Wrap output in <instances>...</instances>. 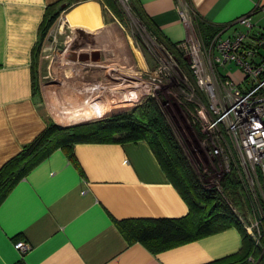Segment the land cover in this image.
I'll return each instance as SVG.
<instances>
[{
	"label": "crops",
	"instance_id": "crops-1",
	"mask_svg": "<svg viewBox=\"0 0 264 264\" xmlns=\"http://www.w3.org/2000/svg\"><path fill=\"white\" fill-rule=\"evenodd\" d=\"M69 1L0 0V169L49 120L61 121L55 116V106V114L51 112L49 99L57 96V103L64 102L65 94L45 86L35 59L40 28L50 7ZM135 2L159 34L173 43L187 40L195 30V20L208 43L215 32L217 38L246 32V25L237 21L246 15L264 31V0ZM73 3L78 6L62 14L65 22L56 29L58 41L64 39L65 44L60 52H66L69 59L61 65L60 54L54 74L58 81H73L67 85L69 104L87 98L96 105L97 99L92 98L104 87L103 91L116 92L113 105L123 100L112 113L125 109L128 94L122 98L117 91L136 69L146 71L143 53L105 4L99 0ZM181 11L190 15L192 26L182 19ZM66 26L69 34L65 37ZM48 48L52 47L44 50ZM189 212L187 201L147 141L79 142L73 147V157L63 148L48 155L1 203L0 264H206L240 251L242 234L234 226L155 253L142 242L129 243L116 223L128 218L182 217ZM19 241L29 243L30 250L17 249Z\"/></svg>",
	"mask_w": 264,
	"mask_h": 264
},
{
	"label": "trees",
	"instance_id": "trees-1",
	"mask_svg": "<svg viewBox=\"0 0 264 264\" xmlns=\"http://www.w3.org/2000/svg\"><path fill=\"white\" fill-rule=\"evenodd\" d=\"M73 1L75 0H70L62 7L57 8V5L50 7L47 19L40 28V41ZM102 2L122 23L128 24L123 16L125 10L120 7L119 0H102ZM128 7L172 54L178 65L188 69L189 64L179 49L181 42H169L161 36L150 24L135 0H130ZM105 140L147 141L168 178L190 207V212L182 217L116 220L118 228L129 243L142 242L156 253L175 244L196 240L234 226L242 234L243 244L240 251L206 264H264V244L257 245L254 238L246 233L244 224L232 207L226 203L219 188L207 189L201 184L154 97L148 98L130 111L95 121L62 126L49 120L48 126L0 169V205L27 174L56 149H66L70 157H73V147L76 143ZM220 180L226 193L240 197V191L244 189V185L235 168L225 172ZM233 200L234 203L238 202L237 199ZM251 256L255 261L250 260Z\"/></svg>",
	"mask_w": 264,
	"mask_h": 264
},
{
	"label": "rangeland",
	"instance_id": "rangeland-1",
	"mask_svg": "<svg viewBox=\"0 0 264 264\" xmlns=\"http://www.w3.org/2000/svg\"><path fill=\"white\" fill-rule=\"evenodd\" d=\"M99 2L102 1L99 0ZM129 3L130 0H119L120 7L125 10L123 16L125 21L128 23L125 26L129 30L130 35L133 36L136 46L140 47V50L142 51L148 66L146 71L141 70L140 72H138L139 70L136 69L137 72L134 75L128 77L127 81L125 80V82H122L120 86L122 87V90L117 89V93L119 95H122V98L125 97L127 91H136L138 92V94L143 93L142 97L140 96L141 103H139L138 105L142 104L150 97H154L156 99V102L160 106L168 124L170 125L185 155L187 156L193 169L195 170V173L198 176L201 184L207 189H220L224 199L226 200V203H228L238 215V217L244 224L246 233H248L245 225H250L251 223L255 222L256 216L262 215V212L256 205V199L254 198L250 185L245 178H242V174L237 169V167L233 166L235 167L236 172L240 175L241 181L244 185V189L240 191V197H235V195L230 196L223 190L220 179L225 172L231 170L232 166H230V164L232 162H230V160H236V158H233V147L227 135L224 134V136H221L218 140L216 136L218 130L211 131L204 128V122L199 115V111L204 109L206 114L208 115L207 117L211 118L212 110L210 103L212 102L209 101L205 92L202 91L197 85V79L192 69V57L190 51L181 48V46L179 45L180 51L183 53L184 58L189 64L188 69H184L183 67H180L178 65V62L171 55V53L160 43L158 38L154 36L148 30V28L132 14L128 7ZM102 4L104 3L102 2ZM75 6H78V4L73 3L67 9V11L71 10ZM67 11H63L59 17H61L62 14ZM107 12L110 14V16H112V13L110 11ZM64 20L65 18H59L58 21H56V23H54L53 26L49 29L48 33L44 35V37L40 41V46L38 48V51L36 52L35 59L39 79L42 80V82L45 84V86L48 87V89L55 90L58 88L57 93L65 94L64 102L60 101L59 103H57V96L56 98L55 96H52L49 99L51 112L55 114V106V116H58L61 119V121H59L58 118L56 119L54 117L56 119L55 121H57L59 124L63 123V125H71L78 122L95 121L93 119L97 120L98 118L100 119L113 114L127 112L133 109L135 106H130L133 104H124L123 106L125 109H122L115 113L112 112L118 110L119 107H108L104 110H98L97 107L94 109V111L91 109L87 112H83L84 110L88 109V107L92 108L91 104L93 103L86 104L84 102L82 103V107H74V105H71L72 103L69 104L67 93L68 91H70V89L67 85L73 83V81H58L53 71L54 64L56 63V60L57 58H59L60 54L61 65H64L63 59H69L66 52L61 53L65 47V44L63 43L64 39L62 43H60L58 41V34H56V31H58L56 30L57 24H62L63 22H65ZM194 24L195 34L196 36H198L199 41H201V43L203 44L204 50L206 49V53L210 56L213 45L218 35L213 31V36L215 37L210 43H208L207 40H205V36L203 33L204 31L199 22L195 20ZM68 34L69 27L66 26L64 36L66 37ZM56 44H58V46ZM47 46L52 48L44 50L45 48H47ZM69 73L70 72L67 71L64 74ZM220 73L224 76H231L237 81L241 79L244 74L239 66L231 63H229L226 68L221 67ZM110 80L113 79L110 78ZM116 82L120 81L117 80ZM106 92L99 93L101 95L96 98L97 100L95 103H98L99 105V103L105 101L103 99L104 96L102 95H116V92ZM198 95H200L201 98H198ZM77 101H80V98H77ZM117 101L121 103L123 100L118 99ZM126 101H128V99L124 102ZM128 106H130L131 108H127ZM66 110L69 111L66 112ZM67 120L71 121L67 122ZM215 147L220 148L219 153L214 152ZM228 161L230 162L229 164ZM233 199H237L238 202L234 203ZM262 226H264V222ZM262 226H260L261 230L263 228ZM254 231L256 232V230Z\"/></svg>",
	"mask_w": 264,
	"mask_h": 264
},
{
	"label": "built area",
	"instance_id": "built-area-1",
	"mask_svg": "<svg viewBox=\"0 0 264 264\" xmlns=\"http://www.w3.org/2000/svg\"><path fill=\"white\" fill-rule=\"evenodd\" d=\"M181 15L182 19L192 26L190 15L185 11H181ZM237 21L246 25V32L234 31L227 37L219 36L210 56L206 53V49L204 50L195 30L179 45L190 51L197 85L212 102L210 103L211 118L207 117L204 109L199 111L204 128L211 131L218 130L216 135L218 140L224 134L227 135L233 147V158H236L230 160L231 169L237 167L241 172L242 178H245L251 187L256 205L262 212V215L256 216L255 222L245 227L256 244L263 245L264 31L253 24L250 15L240 17ZM253 31L256 32L255 36L252 35ZM229 63L239 66L243 71V77L238 81L220 73V68H226ZM126 94L129 103L133 104L130 106L136 107L141 103L143 93L127 91ZM130 106L127 108H131ZM219 151L220 148H214L215 153ZM230 162L228 161V164ZM260 226L263 227L262 230ZM15 246L22 253L31 248V245L25 241H19ZM250 260L255 261L253 256Z\"/></svg>",
	"mask_w": 264,
	"mask_h": 264
},
{
	"label": "bare ground",
	"instance_id": "bare-ground-1",
	"mask_svg": "<svg viewBox=\"0 0 264 264\" xmlns=\"http://www.w3.org/2000/svg\"><path fill=\"white\" fill-rule=\"evenodd\" d=\"M100 63V62H99ZM95 65V64H94ZM96 66H98V65H96ZM104 67V66H103ZM94 71V70H93ZM106 78V77H105ZM90 84V83H89ZM100 84V83H99ZM106 84V83H105ZM79 86V85H78ZM108 86V85H107ZM80 88V87H79ZM119 88V87H118ZM118 88H116V89H118ZM102 90H97L96 91V95L97 96H99V95H101V94H99V93H104V92H106L107 90H105V91H103V89H104V87L103 88H101ZM75 90V89H74ZM91 91V90H90ZM80 94V93H79ZM76 95V94H75ZM87 96L88 95H90V94H86ZM92 95H94V94H92ZM81 96V95H80ZM96 96V97H97ZM102 96H104V95H102ZM90 97V96H89ZM96 97H93L92 98V100H94V99H96ZM109 97V98H108ZM107 98V99H106ZM115 98H116V95H108V96H104L103 97V99L105 100V101H103V102H101V103H99V105H98V103H96L97 105H91L92 106V108H90V107H88V109H86V110H80V111H83V112H87V111H89V110H93L94 111V109L95 108H97L98 107V110H104V109H106V108H108V107H119V105H120V103L119 104H116V105H113V102H114V100H115ZM101 99H102V97H101ZM117 99V98H116ZM76 101H77V99H76ZM88 103H87V102ZM117 101V100H116ZM84 102H86V104H89V102H92L90 99H87V98H85V99H82V98H80V101H77L76 103L75 102H72V104H77V105H81L82 103H84ZM130 105V103L128 102V101H126V102H124L123 103V105ZM88 106H90V105H88ZM74 107H76V105L74 106ZM80 107H82V105L80 106ZM81 109V108H80ZM67 111H69V110H66V112ZM77 111V110H76ZM75 111V112H76ZM73 113V112H72ZM100 113V112H99ZM63 114V113H62ZM66 114V113H65ZM70 115V114H69ZM96 116V115H95ZM62 117H64V116H62ZM69 121H71V120H69ZM62 125H63V123H62Z\"/></svg>",
	"mask_w": 264,
	"mask_h": 264
},
{
	"label": "flooded vegetation",
	"instance_id": "flooded-vegetation-1",
	"mask_svg": "<svg viewBox=\"0 0 264 264\" xmlns=\"http://www.w3.org/2000/svg\"><path fill=\"white\" fill-rule=\"evenodd\" d=\"M105 96V95H104Z\"/></svg>",
	"mask_w": 264,
	"mask_h": 264
}]
</instances>
